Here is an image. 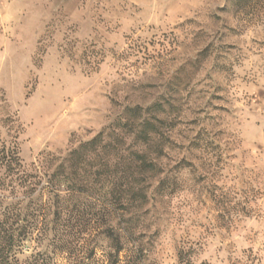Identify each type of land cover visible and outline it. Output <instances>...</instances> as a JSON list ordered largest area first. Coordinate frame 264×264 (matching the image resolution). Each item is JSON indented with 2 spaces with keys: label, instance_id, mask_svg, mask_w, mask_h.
<instances>
[{
  "label": "rangeland",
  "instance_id": "1",
  "mask_svg": "<svg viewBox=\"0 0 264 264\" xmlns=\"http://www.w3.org/2000/svg\"><path fill=\"white\" fill-rule=\"evenodd\" d=\"M145 118L170 141L139 220L63 185L55 238L52 173L100 133L134 145L118 123ZM0 152L36 176L13 190L0 169V213L30 231L21 264H264V0H0Z\"/></svg>",
  "mask_w": 264,
  "mask_h": 264
},
{
  "label": "trees",
  "instance_id": "2",
  "mask_svg": "<svg viewBox=\"0 0 264 264\" xmlns=\"http://www.w3.org/2000/svg\"><path fill=\"white\" fill-rule=\"evenodd\" d=\"M141 109L140 106L129 108L130 118L138 115L140 119L142 116ZM133 121L132 119H124V121H119L118 126L126 134H133L134 142L142 143L145 148L134 146L135 143L125 147V137L109 135L105 139L103 133H100L70 152L69 157L65 159V163H69L68 167L65 166V163H61L52 173L49 179L51 186L49 191L52 198L55 199V208L51 212V208L44 205V207L41 206L40 213L43 225H47L51 214V222L53 223L51 231H53L55 238L60 235L62 222L68 219L71 211L64 205L67 197L62 195L61 187L63 185H67L68 194L83 193L86 187L95 190L99 186L100 189H106L107 195L111 198L110 201L121 206L122 220L126 222L139 220L137 213L147 201L145 177L150 173L163 172L157 161L164 158L165 147L167 141L170 140L169 136L162 131L164 119L157 118L156 122L160 126L145 118L141 124H138L139 128L135 126ZM153 145H155V153L151 150ZM99 157L100 166L93 170L94 166L91 162ZM2 168L5 169L6 176L10 180L9 186L13 190L28 189L34 183L32 179L36 176L28 174L23 169L19 158H8L4 154L3 156L0 155V169ZM35 188L30 189L33 191ZM46 188L49 186L46 185ZM113 214L114 210L111 209L107 210L105 215L111 220ZM22 215L20 208H14L9 213H0V260L7 264H21L19 254L22 252L24 241L30 234L25 223L26 216ZM115 232L114 226L109 225L103 233L108 238H115L119 234H115ZM141 236L142 234H139L138 238ZM122 237L130 242L136 237V233L132 229L129 231L125 229ZM122 249L123 246L121 245L118 251ZM34 259L35 262L38 261V259ZM39 264H49V262H47L46 257H43Z\"/></svg>",
  "mask_w": 264,
  "mask_h": 264
}]
</instances>
